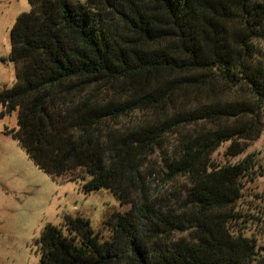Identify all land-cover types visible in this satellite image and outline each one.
Segmentation results:
<instances>
[{
	"label": "trees",
	"instance_id": "16d2710c",
	"mask_svg": "<svg viewBox=\"0 0 264 264\" xmlns=\"http://www.w3.org/2000/svg\"><path fill=\"white\" fill-rule=\"evenodd\" d=\"M9 34L8 134L53 180L110 191L123 213L47 224L38 264H264L232 230L264 133V0H28ZM184 178L176 204L148 179ZM178 233L185 237L175 238Z\"/></svg>",
	"mask_w": 264,
	"mask_h": 264
},
{
	"label": "rangeland",
	"instance_id": "374dc122",
	"mask_svg": "<svg viewBox=\"0 0 264 264\" xmlns=\"http://www.w3.org/2000/svg\"><path fill=\"white\" fill-rule=\"evenodd\" d=\"M29 11L28 0H0V90L15 81L14 66L9 60V34L17 17ZM264 109V108H263ZM3 107L0 104V114ZM264 120V110L262 111ZM17 129V111L0 118V264H38L36 241L42 229L53 225L64 230L66 216L87 219L102 241L110 233L104 221L113 213H123L129 205H120L107 190L83 193L78 182L53 180L39 170L8 134ZM229 143L213 155L218 165L233 164L246 155L254 160L253 174L242 180L241 197L236 204L237 220L232 230L251 237L264 246V133L248 143L238 157L226 156ZM154 196L175 205L183 195L186 181H166L161 173L148 179ZM178 233L175 238L185 237Z\"/></svg>",
	"mask_w": 264,
	"mask_h": 264
}]
</instances>
